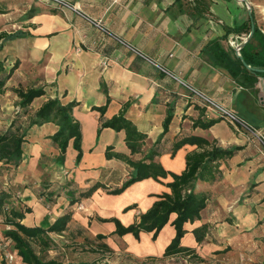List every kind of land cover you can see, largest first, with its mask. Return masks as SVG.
Segmentation results:
<instances>
[{
	"label": "crops",
	"instance_id": "crops-1",
	"mask_svg": "<svg viewBox=\"0 0 264 264\" xmlns=\"http://www.w3.org/2000/svg\"><path fill=\"white\" fill-rule=\"evenodd\" d=\"M64 1L100 21L108 34L80 15L43 0H0L3 32L10 33L12 18L20 17L23 19L17 20L16 26L25 33L4 43V66H17L0 93V132L10 125L17 108L19 98L13 90L43 88L45 94L32 102L31 114L48 99L58 98L62 104L76 102L72 117L79 123L82 152L76 164L77 152L69 141L64 160L59 163V149L50 139L59 129L57 124L31 127L20 164L11 168L0 162L4 207L9 212H21L23 218L17 221L25 227L46 228L69 214L63 232L48 233L51 245L63 238H75L106 246L107 252L120 257H163L175 236L171 225L175 214L155 239L152 233H140L138 239L131 234L119 236L112 219L124 227L136 222L161 196L170 194L166 183L171 177L143 179L113 194L129 178L132 168L123 160L106 158L105 153L109 150L140 161L156 146L159 156L154 162L167 172L180 174L186 155L200 150L184 145L172 156V145L183 137L196 136L211 146L235 151L231 157L216 161L214 180L195 183L194 191L206 196V204L197 220L184 224L181 246L190 248L203 262L214 259L219 264H264V151L259 139L264 138L263 78H258L256 93L241 88L202 52L208 42L221 38L226 28L250 21L248 9L236 0H205L206 10L197 19L191 0ZM254 18L264 34L263 26ZM246 36L231 35L221 45L227 49ZM188 87L229 108L253 127L256 135L243 129L236 131L222 119L208 129L194 128L193 122L198 119L217 117L207 115ZM170 104L173 115L168 131L155 144ZM105 105L103 120L123 115L145 136L140 152L130 153L124 131H97L100 113L94 108ZM96 183L101 187L89 196L79 195ZM201 226L206 231L197 243L192 231ZM5 228L1 215L0 238ZM14 253L11 264H25ZM95 255L90 262L97 264ZM86 263L80 260L73 264Z\"/></svg>",
	"mask_w": 264,
	"mask_h": 264
},
{
	"label": "trees",
	"instance_id": "trees-1",
	"mask_svg": "<svg viewBox=\"0 0 264 264\" xmlns=\"http://www.w3.org/2000/svg\"><path fill=\"white\" fill-rule=\"evenodd\" d=\"M180 2L181 0H176ZM193 11L197 19L203 17L206 10L205 0H191ZM253 34L249 41L239 50L241 60L235 55L232 47L225 49L221 45V41H227L229 36H236L241 33L248 35L251 22L225 29V33L221 38L208 42L203 53L208 61L213 65L224 69L235 83L244 89H250L253 92L258 78L264 79V34L257 26L253 11L251 10ZM18 37V35L16 36ZM252 70L246 69L244 64ZM17 64L15 63L9 70L4 66V60H0V93L5 86L7 80L11 77ZM19 101L15 110L14 117L10 121V125L0 132V162L11 168H16L22 158L23 144L27 136L28 130L33 126H40L44 123H56L59 127L58 131L50 137L51 141L59 149V156L56 161L62 163L64 154L69 141H72V148L77 152L75 163L78 164L81 152V133L79 123L72 117V110L77 105L72 101L62 104L58 98L48 99L36 112L31 114L32 102L45 94L43 88H28L13 90ZM108 101V98H107ZM100 113L99 126L97 131L110 128L116 132L124 131V142L131 154L140 152L142 142L145 136L138 132L136 127L127 120L123 115L112 117L109 120H103V114L106 105L94 108ZM173 115V105H168L165 120L163 122V132L157 139L158 144L162 136L168 131V126ZM219 118L211 120H196L193 122L194 128L208 129L214 125ZM184 145H195L200 151H193L185 157V169L180 174H174L165 171L160 164L154 162V158L159 156L156 146L153 147L140 161H132L127 157L106 151V158H117L126 162L132 168L129 178L122 184L119 189L113 191V194H119L131 184L143 179L151 178L159 181L160 178L171 177V181L166 183L170 189V194H164L155 202L151 208L145 213L139 215V218L133 224L124 227L119 221L112 219L115 223V233L119 236L131 234L135 239L139 238L140 233H152V239H155L160 230L169 222V217L175 214L171 225L174 228L175 236L166 246L162 254L163 257H172L177 254L192 255L190 248L182 247L181 240L185 235V223H192L199 218L200 212L206 204V196L194 191L195 183L198 181H212L217 174L216 161L223 158L231 157L235 149L223 150L214 146L200 137L188 136L183 137L174 142L171 148L173 156L177 150ZM101 187V184H94L84 192H80V196H89L92 191ZM68 193H70L68 191ZM76 200H72L74 203ZM5 197L0 196V216L4 212ZM9 216L5 220V224L11 228L4 232V237L14 243V249L18 257H21L25 264H63L55 260H42L34 251V246L40 249L48 248L51 244L48 233H61L65 230L69 220V214H65L58 218L53 224L46 228L25 227L17 220L23 218V214L18 211H10ZM206 231L205 226H201L192 231L197 243L202 241ZM101 239V236H97ZM102 249L108 250L106 246Z\"/></svg>",
	"mask_w": 264,
	"mask_h": 264
},
{
	"label": "rangeland",
	"instance_id": "rangeland-1",
	"mask_svg": "<svg viewBox=\"0 0 264 264\" xmlns=\"http://www.w3.org/2000/svg\"><path fill=\"white\" fill-rule=\"evenodd\" d=\"M247 2L249 3V6L253 11L254 16L258 19L259 23L263 26L262 28L264 29V0H247ZM244 7L247 8L245 4ZM0 14H3V12L0 11ZM19 18L20 17L12 18L13 26L10 27L12 31H10V33H4L2 30L3 17L0 16V60H3V55L6 52V50L4 49V43L6 41H11L25 36V33L20 31V29H17L16 26V24L18 23L17 20L20 21L21 19H23V18L21 19ZM17 35L18 37H16ZM12 65H14V63H11V65H5V68L9 70L12 67ZM69 159L70 158L68 157V160ZM8 214L9 211L7 208V211L2 213V220L4 226H6L5 220L9 216ZM5 231H3V237ZM57 242L58 243H56L55 245L50 244L48 248H44V249L34 247V251L36 252V254L39 253L38 255L42 260L45 261L55 260L61 263H72V264L77 263L80 260H84L87 263L96 264L95 262H90L93 258L96 257L95 254H98L97 264H219L214 262L215 261L214 259H211L209 261L206 260L205 262H203L199 257L193 254L181 255L177 257L155 256V257H148L142 259H133L128 256L120 257L119 254L112 255L110 254V252H107V250L92 244L90 240L79 242L75 240V238H72V240L63 238L62 240H58ZM13 246L14 243L10 240L9 249L12 252H15L16 250L14 249Z\"/></svg>",
	"mask_w": 264,
	"mask_h": 264
},
{
	"label": "built area",
	"instance_id": "built-area-1",
	"mask_svg": "<svg viewBox=\"0 0 264 264\" xmlns=\"http://www.w3.org/2000/svg\"><path fill=\"white\" fill-rule=\"evenodd\" d=\"M43 1L51 4L52 6H54L55 8H57L59 10H67V11H71L73 13H76L77 15H80L94 28L108 34V32H106L105 29L103 28L100 21H96V20H93V19L85 16L84 14L81 13L80 9L76 5L70 4L64 0H43ZM244 38L245 37L240 38V41L244 40ZM121 44L123 46H125L128 50H130L131 52L135 53L137 56H139L145 60H148L143 54H141L138 50L132 48L130 45L125 44L124 42H121ZM157 68L159 70H161L162 72H164L165 74H168V72H166L163 68H161L159 66H157ZM263 83H264V79H261V84H263ZM188 89L193 93V95L202 104V106L204 107V109L207 112V115L208 114L209 115H215L217 118L226 121L236 131L243 129L246 132H248L249 134L256 135L255 129L253 127L249 126L243 120H241L229 108L216 103L210 97H208V96H206V95H204V94H202V93H200V92H198V91H196L190 87H188ZM259 139H260L263 151H264V138L259 137ZM3 211L6 212L7 208L5 207V209ZM7 230H10L9 225L8 226L6 225V231ZM9 245H10L9 239H7L5 237L0 238V264H11L15 259V253L9 249Z\"/></svg>",
	"mask_w": 264,
	"mask_h": 264
},
{
	"label": "water",
	"instance_id": "water-1",
	"mask_svg": "<svg viewBox=\"0 0 264 264\" xmlns=\"http://www.w3.org/2000/svg\"><path fill=\"white\" fill-rule=\"evenodd\" d=\"M236 1L241 2V3L246 5V7L248 9V13H249L250 22H251L250 31H249L248 35L244 38V40H242L240 43L234 42L230 45V47H232L234 49L235 55L241 60L239 50L244 46L245 43H247L249 41V39L251 38V36L253 34V23H252L253 21H252V16H251V8H250L247 0H236ZM244 66L246 67V69L252 70L249 66H247L245 64H244Z\"/></svg>",
	"mask_w": 264,
	"mask_h": 264
}]
</instances>
